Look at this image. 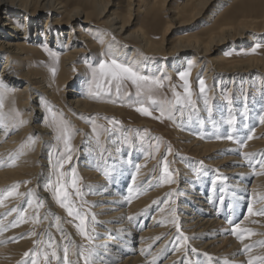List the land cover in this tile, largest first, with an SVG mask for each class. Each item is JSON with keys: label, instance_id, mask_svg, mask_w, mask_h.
I'll list each match as a JSON object with an SVG mask.
<instances>
[{"label": "bare ground", "instance_id": "6f19581e", "mask_svg": "<svg viewBox=\"0 0 264 264\" xmlns=\"http://www.w3.org/2000/svg\"><path fill=\"white\" fill-rule=\"evenodd\" d=\"M198 27L194 34L183 32ZM254 38L264 40V0H0V199L7 196V187L14 181L23 182L18 194L0 204V226L4 228L0 241L5 239L6 229L20 221L18 210L27 196L26 219L15 235H22L38 217L42 222L35 235L51 225V213L61 217L44 177L55 170L50 144L55 140L61 146L56 137L65 116L79 129L78 145L89 152L80 171L91 181L92 190H97L93 199L101 201L95 205L97 211L102 210L99 216L104 228L98 240L102 253L96 264H205L203 257H211L212 264H248L244 244L253 246L251 255L264 256V246L257 243L264 241V215L248 214L249 205L254 213L264 209V168L260 167L264 162V123L260 122L264 115V57L253 53L236 57L227 52ZM42 43L62 53L55 80V65L44 69L34 66ZM113 57L147 73L159 70L173 77L191 60L192 77L204 71L212 85L208 106L196 104L199 117L188 129L161 130L157 124L141 120L130 124L170 136L176 133L179 143L198 156L223 155L209 163L224 176L222 183L216 174L212 180L206 174L196 180L192 171L174 164V170L186 181L179 189L181 205L175 223L156 210L148 224L154 202L158 203L168 189L159 185L158 168L151 176L156 161L146 152V145L122 154L116 132H104L97 143L90 127L82 122L86 116L103 113L105 107L125 115L121 106L91 99L90 87L83 86L84 75L76 80L72 71L77 61L81 60L87 74L88 64ZM215 81L221 87L229 84L227 100L217 92ZM241 89L244 100L237 106L235 99L242 94ZM43 114L46 117L38 123ZM231 117L236 120L234 126L228 123ZM227 135L245 142L246 147L226 139ZM250 135L252 139H248ZM30 137L34 144H29ZM244 153L255 155L249 161ZM111 163L115 165L112 169ZM12 209L18 213L11 211L3 219ZM223 223L230 224L227 230L231 235L224 236ZM237 223L254 233H245L243 243L231 231ZM176 224L188 237L186 244L178 238ZM63 232L74 239L66 226ZM28 235L16 248L0 247V264L19 263L32 241ZM175 241L180 245L173 246ZM225 243L228 246L223 247Z\"/></svg>", "mask_w": 264, "mask_h": 264}, {"label": "rangeland", "instance_id": "374dc122", "mask_svg": "<svg viewBox=\"0 0 264 264\" xmlns=\"http://www.w3.org/2000/svg\"><path fill=\"white\" fill-rule=\"evenodd\" d=\"M172 6H176V4L174 3ZM43 24H45V22ZM142 26L144 27V25ZM197 31H199V27L196 29H190V30L187 29V33L186 30L183 32L185 34H194ZM253 49H255V51H253ZM227 52L229 56H236V57H246L252 53L264 57V40L258 41V39L254 38L251 39L246 45L241 46L240 48L237 49L235 48L228 49ZM61 55L62 53L60 50L54 48L50 44L42 43L40 44V53H38L37 55L35 54L34 66L44 69L47 68L50 64L55 65V72L53 75V78L55 80L60 71ZM92 55L93 54L89 53L88 54L89 58H91ZM86 59H88V57H86ZM110 59L111 58H107V59L105 58L102 60H110ZM153 61L156 62L157 60L155 59ZM99 62L100 61H98L95 65L88 64L87 62L84 63L91 66V67L89 66V71L86 74L83 73V69L81 67L83 63L81 62V60L77 61L75 67L72 70L73 73L75 74L76 80L79 79L78 77L79 76L81 77L83 74L84 77L86 78L85 79L86 81L84 82L86 84L83 83V86L90 87L91 99L98 102L102 101L105 103H110L115 106H121L122 108H124L125 115L122 116L123 113L119 115L114 110L105 107L103 109L104 110L103 113H93L89 116L84 117L82 119V122L86 123V125L90 127L89 128V130L91 131V132L89 131L90 135H92L93 138L95 137L94 139L96 141H97V135H99V142L102 134L104 132H107L106 129H109V127L112 128L111 132L113 131L116 132L117 139L119 138L118 148L122 154H127L133 148L143 149V146L146 145L145 146L146 152L149 153L150 157H152L156 161V164H154L153 166L155 169L154 168L152 169L151 176L155 175L156 173L155 170L156 168H158L159 177L157 178V180L159 182V185L162 186V188L164 187L167 188L168 194L171 193V195H168L166 193L161 200L157 199L156 201L158 203L154 202L156 207H154V209L148 215V224L152 219L151 218L152 213L156 210L164 212L166 214L164 218L168 219V221L169 222L171 221L172 223L173 221L177 220V218L175 219V217L177 216V208L179 205H181V195H179L181 192L179 189L180 187L183 186L184 182H186L185 178L181 176V173H178L177 171L174 170L173 168L174 164L183 165L185 171L186 169L192 171V174L196 178L198 177L199 179L203 177V174L204 175L206 174L207 177L212 180V176L216 174L220 178V180L218 178V182L222 183L224 176H220L221 174L220 175L218 174V172L216 171V167L209 163L211 161L213 162L215 160L220 159L221 156L223 155L219 153V156L218 155L214 156L215 158L213 156L201 157L195 154V152H193L192 150H190V148L187 145L186 147L182 143H179L177 138L178 135L176 133H173L174 135L170 136L168 134H164L163 131H161L162 133L158 132L154 128L150 129L149 127L146 126H138V125L132 126L130 124L136 123L137 120H141V121L152 122L153 124H157L162 128L161 130H169V129L173 130L175 127L178 130L180 129L181 131H183L185 128L188 129L191 126L192 122H194L199 117L196 104L200 103L203 106H208L209 101L211 100L210 92L212 91V85L207 83L208 81L204 75V71L199 72L195 77H192L193 65L191 60H189L188 66L176 72L174 77L169 75L168 73L167 74L162 72L160 73L159 70L157 71V73H153V74L147 73L145 70L137 69L136 67L133 66L142 75H146L161 81L162 86L154 87L151 94L147 93V91L137 94L136 87L133 86L128 81L122 82L119 93H117L115 82H113V84L110 86L104 85L103 88L97 89L95 83L93 82V68L97 67ZM119 62L125 63V61H119ZM185 72L190 73L187 79H188L189 89L192 92V99L193 101H195V108L194 109L190 107L183 108V116H182L180 115L181 112H179V108L178 107L175 109L171 108L170 105L168 104V101L174 100V96H173L174 91L180 93L181 95L184 94V81L180 79V75ZM201 79L204 81L205 84V92L203 94H201L200 92L199 81ZM71 82L74 83V80ZM238 85L241 86L242 81L239 80ZM215 86L217 88V92L221 95V97L227 100L228 97L230 96L229 84L226 83L223 87H221V83L215 81ZM104 88H109L110 90L104 91ZM219 90H221V92H219ZM240 93L242 94H240L235 99V103L237 106L242 105L241 101L244 100L243 89H241ZM150 99H154L158 103L151 104ZM205 99L208 100L207 105L205 104ZM140 103H143L145 106L149 107L151 111L150 116L143 115L140 112L136 111V108L140 105ZM161 109L164 110V116L160 119H157V117L161 116ZM176 109L178 111H176ZM245 111L247 112V110ZM59 116L61 117V115ZM169 116H171L172 118L170 119ZM180 116L182 119L180 118ZM45 117L46 114H43L42 118L40 119V121H38V123H42ZM60 120L63 122L64 126L67 127V134L66 136L63 135L60 130L59 135L56 137V139L59 138L61 141L60 147L56 145L55 140H53L52 143L50 144L51 151L53 150V158H54L55 166L57 160L60 159L61 156H63V158L67 161L64 164L63 171H65L66 173H71L72 168L76 169V173L80 178L79 186L81 187L83 192V200L86 201L87 203H81L80 199L77 198L74 193L72 195V199L75 201L76 207L79 208L82 213L95 214V218H96L95 222L92 221L90 215L87 217L86 220L87 230L89 232V235H91L93 239L89 240L81 236L78 229L75 227V225L79 223V221L74 220L73 217L68 216L66 210L61 208L59 204L56 202L53 195V190L50 187V185L55 184L58 175L56 172V168H54L55 170L53 171V173L52 174L48 173L47 176H45L44 178L48 184L47 188L50 191V197H52V199L55 201L56 205L60 209L61 217L58 214H53L45 209L48 213H51L50 214L51 216H49V218L51 219V225H49L46 228V230H42V232L40 231L41 233L39 232L35 236L32 234L35 232L38 223L42 222L41 217H38L37 219H34L30 222V224L27 226L28 227L27 231L24 232L25 234L22 233V235L20 234L15 235L13 232H15L22 224H24V221L26 219L25 206L29 201V197L27 196L26 200L24 201V203L20 205V208L18 210L20 212L19 213L20 221L16 223L18 226L11 225V227L7 228L6 231L4 232L5 239H2L0 241V247L4 246L3 249H12L14 247L16 248L18 243L24 240L25 236L30 234L28 235V237L31 236L32 241L30 245L23 251L22 257L18 264H31V257L25 258L24 253L31 252V250L34 248L38 250H45L50 252L51 249L47 248V244L49 242H54L53 247L57 251V255L60 257L59 260H52L51 264H63V248L66 245L69 246L68 259L71 262V264H85L86 257L89 260V264H96L98 262L97 260H99V256L102 253L101 245L98 243V240L100 239L99 237L103 235L101 231L104 229L103 221H102L103 219L101 216H99L101 213L100 211L102 210L97 211L96 210L97 207L95 208V205L101 201H97L93 199L94 198L93 196L95 195V192H97V190H92L93 185L91 184V181L88 180L87 177L83 176L82 172L80 171L81 162L84 161L85 158L84 155L87 154L88 150L83 148L81 144L78 145L79 129L75 127L76 125L71 120H69V118H66L65 116H62ZM180 120L183 121L182 124H180L181 123ZM110 121H115L118 123H112ZM94 127H95V131H94ZM65 139L67 140L68 146L70 148V151L68 152H66L65 150ZM151 139L153 140L151 141ZM121 144L123 146H121ZM157 144L159 145L158 150L156 149ZM169 147L171 148V154L168 153ZM81 149L82 150L84 149L83 150L84 152ZM68 155L71 156V160H67ZM165 160L167 161L168 171L171 174L172 182H166L164 176ZM113 164L114 163H111L110 165L111 169L114 168L115 166ZM185 175L187 176V173ZM198 178L196 180H198ZM66 179L70 183L71 176L70 175L67 176ZM22 183H23L22 181H14L11 185L7 187L6 193L8 194L9 191L18 193V188L21 186ZM89 184L91 186H89ZM69 191L70 192L72 191L70 187H69ZM262 201L263 199L261 198L260 202ZM10 212L11 210L6 212L3 219L6 216H8ZM16 213L18 212L16 211L15 214ZM58 216L60 218L59 220L56 219V217ZM170 217L172 219H170ZM65 226L72 231V233L74 234V239L71 238L68 239V236L64 235L65 232H63V229L65 228ZM229 226L230 224L225 225V223H223L222 225V229L224 230L225 237L231 235L230 231L227 230L228 229L227 227ZM37 241H39L40 243L37 244L36 243ZM179 243L180 241H175L173 246L176 245L179 246L180 245ZM219 243L221 244L222 242L219 241L218 244ZM225 246L228 245L225 243L223 244V247ZM90 252H91V256H89ZM80 253H82V255ZM203 260L204 261L202 262H204L205 264H212V262L208 259V257H203ZM41 264H44L42 258H41Z\"/></svg>", "mask_w": 264, "mask_h": 264}, {"label": "snow or ice", "instance_id": "6c2138e0", "mask_svg": "<svg viewBox=\"0 0 264 264\" xmlns=\"http://www.w3.org/2000/svg\"><path fill=\"white\" fill-rule=\"evenodd\" d=\"M258 47V46H257ZM255 51V49H253ZM55 72V69L52 70ZM190 73L185 72L180 75V79L184 81V94L181 95L180 93L173 92L174 100L168 101V104L170 105L171 108L175 109L177 106H179V110H181V115H183L182 109L185 107H190V108H195V101L192 99V92L189 89L188 86V75ZM128 81L130 82L133 86L136 87L137 89V94H140L141 92L147 91V93L151 94L152 90L154 87H161L162 83L160 80L142 75L136 68H134L131 64L128 63H122L119 62L115 57L111 58L110 60H101L98 64L97 67L93 68V82L96 85L97 89H101L104 87V85H112L113 82L116 84V90L117 93H119L120 86L122 82ZM200 84V92L203 94L205 92V84L204 81L201 79L199 81ZM3 85L0 84V88H2ZM109 88H104V91H109ZM151 104H157L158 102L154 99H150ZM205 104H208V100L205 99ZM3 108V102H2V94H0V109ZM136 111L140 112L143 115H151V111L148 106H145L143 103H140V105L136 108ZM208 111L211 112V107L209 106ZM164 116V110L161 109V116L157 117V119H160ZM171 119L172 117L169 116ZM3 120V113L0 111V121ZM112 123H118L115 121H110ZM260 122L264 123V115L260 116ZM228 123L230 125H235L236 120L235 118L229 119ZM5 128H7V125H4ZM60 130L63 135L66 136L67 134V127L64 126L63 122H60ZM95 131V127H94ZM109 133H111L110 129H106ZM226 139L233 141L234 143H238L240 147H246V143L242 141H237L234 139L232 135H227L225 137ZM253 137L250 135L248 136V139H252ZM35 140L33 138H29V144H34ZM97 143H99V135H97ZM156 149H159V145L157 144ZM65 150L66 152L70 151V148L68 146L67 140L65 139ZM103 151L104 149L101 150V158H103ZM168 153L171 154V148L169 147ZM245 159L251 161L252 157L255 155L253 153H244L243 154ZM67 160H71V156H67ZM67 161L61 156L60 159L57 160L56 162V172H57V179L55 181L54 185H50V187L53 190V195L56 200V202L59 204V206L63 209L66 210L68 216L73 217L74 220H78L79 223L75 225V227L78 229L79 233L81 236L85 237L86 239H93L91 235H89V232L87 230L86 226V220L87 217L90 215L91 219L93 222H95V214L94 213H82L79 208L76 207L75 201L72 199L73 193L77 198L80 199L81 203H87L86 201L83 200V192L81 187L79 186V180L80 178L78 177L76 173V169L72 168L71 173H66L63 171L64 164ZM0 166H3L2 162H0ZM8 166H15L14 163H9ZM260 167L264 168V162L260 163ZM139 170V169H137ZM105 175H108L107 172L104 173ZM71 176L70 183L66 179L67 176ZM164 176L166 179V182H172L171 180V174L168 171V165L167 161L165 160L164 162ZM133 182H135V178H133ZM69 187L71 188V192L69 191ZM18 194L14 193L13 191H9L6 197H3V199H7L8 197ZM29 195H32V193H29ZM168 195H171L169 193ZM3 199H0V204L3 203ZM220 201L223 202V196H221ZM39 206H43L42 202H40ZM11 211H16V209H12ZM11 214V213H9ZM248 214L249 215H264V209L258 210L256 213L253 212V209L251 205L248 207ZM57 220H59V217H56ZM129 219H133L132 217H129ZM175 223V221H173ZM231 224L232 221H229ZM12 226H18L17 224H13ZM177 232L179 233L180 239L183 240V242L186 244L188 241V237L184 236L183 233L180 231V227L178 224H176ZM4 228L0 226V232H2ZM232 234L236 235L237 239L243 243L245 239V233H247L249 236L253 235L250 230L248 229H242L241 226L237 223L235 226L231 229ZM35 235V233H32ZM156 239H159L157 237ZM37 244L40 242L37 241ZM260 246H264V241H259L257 242ZM54 242H49L47 244V248L51 249L50 252L45 251V250H38L36 248L32 249L31 252H25L24 257L28 258L31 257V264H41V258L44 261V264H51L52 260H59L60 257L57 255V251L53 247ZM183 246V245H182ZM252 247L251 245L244 244V252L249 255L248 259V264H264V256H253L251 255L252 252ZM193 252H195V249H192ZM68 253H69V246H64L63 248V264H71V262L68 259ZM82 255V253H80ZM207 256V254H204ZM89 256H91V252L89 253ZM209 260H211V257H208ZM85 264H89V260L86 257L85 258ZM153 264L155 262L153 261ZM225 264H228L227 261H225Z\"/></svg>", "mask_w": 264, "mask_h": 264}]
</instances>
